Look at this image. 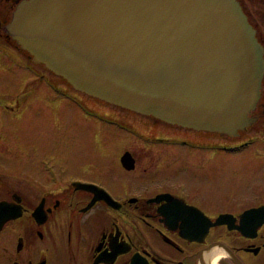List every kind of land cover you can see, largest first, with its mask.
Instances as JSON below:
<instances>
[{"label":"flooded vegetation","instance_id":"obj_1","mask_svg":"<svg viewBox=\"0 0 264 264\" xmlns=\"http://www.w3.org/2000/svg\"><path fill=\"white\" fill-rule=\"evenodd\" d=\"M22 1L26 0H0V62H8L7 72L15 70L18 58L34 63L5 31ZM254 31L264 60V39ZM23 67L37 71L28 64ZM1 71L0 67V76ZM42 77L43 85L54 92L45 105L56 111L57 118L60 104L92 114L81 97L66 95L59 78ZM28 93L14 97L10 109L5 106L0 112V138L10 130L8 123L15 128L10 133L26 131L20 125H30L25 133L33 131L38 138L37 145L30 142L27 154L11 167L6 154L0 155V204L17 215L0 227V264H264V75L259 99L248 115L252 122L245 129L235 135L194 130L197 138L166 144L168 152L178 149V154L162 155L164 160L149 169L137 166L140 161L131 153L132 161L124 164L120 154L115 165L102 169L105 178H112L107 183L89 176L93 160L84 169L75 162L74 170L55 161L62 151L53 147L49 153L45 133L60 132L62 123L45 128L39 121L45 111L41 103L44 110L31 111V119L38 118L32 127L34 121L25 118L27 114L20 116L21 96ZM0 104L7 102L0 99ZM98 116L105 126L122 127L113 115ZM39 127L42 130L36 132ZM249 129L254 131L251 136L240 139ZM231 146L238 147L227 148ZM118 170L133 175L135 188L128 195L125 184L119 186L120 193L113 190L112 176ZM101 189L114 202H108Z\"/></svg>","mask_w":264,"mask_h":264},{"label":"water","instance_id":"obj_2","mask_svg":"<svg viewBox=\"0 0 264 264\" xmlns=\"http://www.w3.org/2000/svg\"><path fill=\"white\" fill-rule=\"evenodd\" d=\"M5 31L75 90L142 116L227 135L252 122L263 51L237 0H26ZM6 205L0 227L17 216Z\"/></svg>","mask_w":264,"mask_h":264},{"label":"rangeland","instance_id":"obj_3","mask_svg":"<svg viewBox=\"0 0 264 264\" xmlns=\"http://www.w3.org/2000/svg\"><path fill=\"white\" fill-rule=\"evenodd\" d=\"M239 2L248 16L250 24H252L256 30V36H258L260 40L264 39L262 37L264 35V1L239 0ZM14 63L18 64L14 65L15 70L7 72L5 67L8 62H0V67L2 69L1 72H3L0 76V99H2L4 103L7 102V104H0V112L5 106L10 109L9 105H12L11 103H13L14 97L21 95L23 91H29V93L25 94V96H21L22 112L20 116H23V112L27 114L25 118L29 119L31 123L34 121V124H32V127H34L36 122H38V118H34V120L31 119L33 114L31 111L35 109L44 110L43 108H45V111L39 117V121L42 123L44 122L43 125L45 128L48 127L50 129L52 127H56L57 124L61 122L60 132L52 131L45 133V143L49 149H51L49 150V153L52 154L54 148L55 150L60 149L62 151L61 156H56L55 161L58 162L60 160L59 163L66 162L72 170L75 169L74 166L77 164L84 169L89 161H95V163H91L92 167H90L92 168L90 172H93V175L89 173V176H91L93 180L102 181L103 183L110 182L112 178H105L101 173L102 169H105L104 165L106 167L115 165L118 160V155L120 154H122V156L126 153L133 154L135 156L134 158L137 161H140L137 163V166H147V169H149L152 165L157 163L158 160H164L165 156L172 157L177 153L178 149L168 152V148L165 147L166 144H178L176 139H179V142H181L183 139L188 140L197 138L198 136L195 135L194 130L184 129L179 126L171 127L162 121L158 122L144 118L141 115L125 108L107 103L103 100L75 90L64 78L56 76L42 65L40 67L43 71H40L37 67L39 66L37 63L23 62L20 58H18L17 61L14 60ZM27 64L37 71H32L23 67L24 65L27 66ZM42 75H44L46 79L59 78L64 84L66 95H72L75 93L81 97V103L84 107H91L93 111L92 114L87 116V113L84 112L83 109L81 114H79L73 111L71 105H69L71 106L69 107L68 104H60V115L57 118L56 111L52 110V107L49 108V106L45 105L51 103L52 98L54 97V92L50 88L43 85L41 82L43 78ZM41 103L44 105L43 108L40 106ZM100 112L113 115L118 119L122 127L103 125L102 123L105 122L100 121V117L98 116ZM44 117L48 118V120L44 121ZM57 119L60 121L58 122ZM14 122L16 124H20L21 120L14 119ZM7 126L10 130L2 133L3 138H0V155L1 152L6 154V160L9 162L11 167L17 159H20L24 156V154H27V148L30 142L37 145L38 138L36 133L33 131H31L30 135H28L29 131H27V127L30 125H20L19 129H25L26 131L18 130L14 133H10V131L15 128L10 127L9 123ZM41 130L42 128L39 127L36 129V132ZM25 132H28V134ZM251 132L254 131H251V129L244 131L240 139L250 137ZM73 134L79 141L73 140ZM202 135L208 136L204 134ZM208 139L214 140L213 138ZM239 140H236V142ZM226 141L234 142L230 141L228 138ZM41 144L44 145V142L42 141ZM162 155H164V158ZM234 156L235 155H225L228 159H235ZM25 159L26 157L22 160ZM75 162L78 163L75 164ZM10 174L12 176L17 175L14 172ZM114 176L113 190L115 192L120 193L119 186L121 184L128 186V189L125 190L127 195L133 191V188H135L133 175H125L124 173H120L118 170L116 172L114 171V175L112 177ZM258 183L261 182L258 181Z\"/></svg>","mask_w":264,"mask_h":264}]
</instances>
